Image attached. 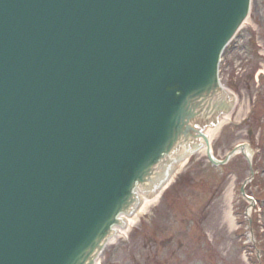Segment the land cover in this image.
I'll return each mask as SVG.
<instances>
[{"label": "water", "instance_id": "1", "mask_svg": "<svg viewBox=\"0 0 264 264\" xmlns=\"http://www.w3.org/2000/svg\"><path fill=\"white\" fill-rule=\"evenodd\" d=\"M249 6L0 0V264H95L182 146L217 163L203 131L234 107L218 69Z\"/></svg>", "mask_w": 264, "mask_h": 264}, {"label": "rangeland", "instance_id": "2", "mask_svg": "<svg viewBox=\"0 0 264 264\" xmlns=\"http://www.w3.org/2000/svg\"><path fill=\"white\" fill-rule=\"evenodd\" d=\"M250 19L221 63V80L239 97L244 113L236 119L238 105L211 145L224 160L236 146L248 144L255 171L247 187L256 203L252 213V200L240 193L251 178L244 155L215 169L199 153L166 198L127 238L106 249L100 264H264V0H253ZM233 181L232 227L225 193Z\"/></svg>", "mask_w": 264, "mask_h": 264}, {"label": "bare ground", "instance_id": "3", "mask_svg": "<svg viewBox=\"0 0 264 264\" xmlns=\"http://www.w3.org/2000/svg\"><path fill=\"white\" fill-rule=\"evenodd\" d=\"M250 18H251V15H249L244 20V22L242 23V28L246 27L250 23V21H251ZM234 96L236 98L237 106L241 105L239 97L235 94H234ZM243 113H244V106L241 105L240 108L238 109V112L236 113V119L237 120L241 119ZM233 118H234V115H228L215 128L207 129V136H208L209 140L212 141L215 138H217L219 136L221 130L227 124H229L233 120ZM246 150H247V152H246ZM205 152H206V149H203V151L201 153L205 154ZM247 153L250 154V150L245 148V154H247ZM250 157H252L251 154H250ZM181 168H182V166H180V168L177 171H175V173L173 175L174 178L181 171ZM163 192H164V190L163 191L161 190L157 195H154V196H142L141 197V205L138 208V210L130 217H126V216L122 217V220L124 222V227L121 229L116 227L114 229V235L111 237L109 244H113L117 240L127 238L129 233L131 232V230L136 226V224L140 221V219L143 216H145L146 213L149 212V210L152 206L156 205L157 202L160 201ZM149 193H151V192H149ZM234 196H235V185H234V182H232V184L228 187V189L225 193L226 205L228 206V212H227L226 218L231 222L232 227L234 226V219L232 216Z\"/></svg>", "mask_w": 264, "mask_h": 264}]
</instances>
